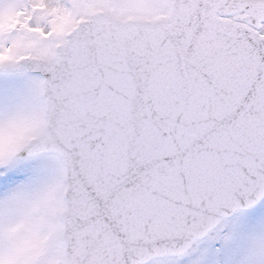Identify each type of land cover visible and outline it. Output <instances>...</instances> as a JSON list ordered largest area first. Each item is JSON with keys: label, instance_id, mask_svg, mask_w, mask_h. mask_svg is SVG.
I'll return each instance as SVG.
<instances>
[{"label": "snow or ice", "instance_id": "snow-or-ice-1", "mask_svg": "<svg viewBox=\"0 0 264 264\" xmlns=\"http://www.w3.org/2000/svg\"><path fill=\"white\" fill-rule=\"evenodd\" d=\"M0 264H264V0H0Z\"/></svg>", "mask_w": 264, "mask_h": 264}]
</instances>
